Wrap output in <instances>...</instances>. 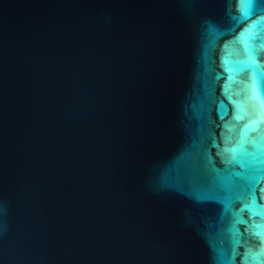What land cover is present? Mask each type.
Wrapping results in <instances>:
<instances>
[{"label":"water","instance_id":"obj_1","mask_svg":"<svg viewBox=\"0 0 264 264\" xmlns=\"http://www.w3.org/2000/svg\"><path fill=\"white\" fill-rule=\"evenodd\" d=\"M254 82L264 4L0 0V264L264 260Z\"/></svg>","mask_w":264,"mask_h":264},{"label":"snow or ice","instance_id":"obj_2","mask_svg":"<svg viewBox=\"0 0 264 264\" xmlns=\"http://www.w3.org/2000/svg\"><path fill=\"white\" fill-rule=\"evenodd\" d=\"M237 3L239 6L245 11V14H247L249 9H252L257 6L258 3L264 4V0H237ZM252 92H253V99L259 100L262 104H264V99L261 98V93L259 89L256 87L255 82L252 86ZM238 119L242 117H237ZM264 122V116H262L258 120L250 121L249 124L245 125V129H253L255 130V127H259L260 124ZM254 126V127H253ZM247 136V131L242 133V139L241 143L231 151L233 152V158H235L236 153L240 151L246 152L247 149H245L244 144L245 142L248 143H255V141H245V137ZM256 204V197H255V191L252 192V202L251 204H246L245 207L252 208ZM255 235L260 236V232H256ZM251 251V250H250ZM252 261L255 262V264H264V260H261V254L260 253H252ZM246 264H249L247 257L245 258Z\"/></svg>","mask_w":264,"mask_h":264}]
</instances>
